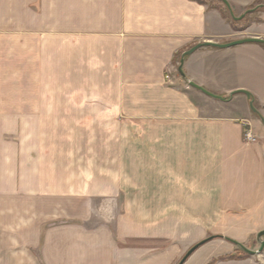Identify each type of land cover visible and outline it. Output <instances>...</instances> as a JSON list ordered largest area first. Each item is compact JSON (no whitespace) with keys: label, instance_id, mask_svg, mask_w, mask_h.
I'll return each instance as SVG.
<instances>
[{"label":"crops","instance_id":"obj_1","mask_svg":"<svg viewBox=\"0 0 264 264\" xmlns=\"http://www.w3.org/2000/svg\"><path fill=\"white\" fill-rule=\"evenodd\" d=\"M212 1L26 0V45L55 52L62 86L0 108V264H178L210 237L184 264H264L236 255L264 231V0ZM248 38L262 41L214 45ZM52 97L88 130L120 119L135 200L49 170Z\"/></svg>","mask_w":264,"mask_h":264},{"label":"rangeland","instance_id":"obj_2","mask_svg":"<svg viewBox=\"0 0 264 264\" xmlns=\"http://www.w3.org/2000/svg\"><path fill=\"white\" fill-rule=\"evenodd\" d=\"M209 3L213 4V1L209 0ZM27 14L28 18L26 17V0H0V108L16 105L17 111L22 113L32 105L29 103L30 101H38L37 105H41V102L45 100L36 98L37 94L55 96L56 91L61 90L62 86L57 82L55 52L47 53L46 51L44 52L45 58L36 60L34 52L26 45L24 33L27 21L33 20L31 13L27 12ZM41 62L44 63V66L38 65ZM48 63H53V65L46 66L45 64ZM67 86L71 90L73 84H65L66 88ZM30 94H35L34 99L26 100L25 98ZM47 101L49 104L52 103V109L55 108L52 114L41 116L45 123H43L41 132L48 144L44 148L45 163L50 164L49 170L55 173L56 166L58 173L65 176L71 174L72 169L79 174H91L93 178L90 181L94 180L93 182L108 191L113 199L118 198L119 200L120 189H123V192L128 190V195L123 194L125 199L127 197L135 200L137 174H121L120 171V132L116 128L118 125H115L120 119L113 121L112 132L107 130L106 125L100 123H97V127L93 126L92 129L96 128V130H88V126L84 123L89 116L81 115V123H74L73 119H76V116L54 113L57 111L55 98H47ZM24 117L25 114L17 115V118L22 121ZM61 119H64V125L57 123ZM108 152H112L113 155L111 162L107 161L109 159ZM105 159L107 160L105 161ZM67 179L70 178L67 177ZM149 179L151 181V178ZM148 183L146 180L145 185L147 186ZM109 198L110 196L107 200ZM122 198H120L119 207H121ZM122 206L124 207V205ZM204 243L206 242L198 244L201 246ZM262 243H264V235L256 237L255 241L246 244V247L255 254H261L264 252ZM237 252L240 256L248 255L243 249H238Z\"/></svg>","mask_w":264,"mask_h":264},{"label":"water","instance_id":"obj_3","mask_svg":"<svg viewBox=\"0 0 264 264\" xmlns=\"http://www.w3.org/2000/svg\"><path fill=\"white\" fill-rule=\"evenodd\" d=\"M262 40L261 39H259V38H248V39H242V40H237V41H234V42H230V43H227V44H215L214 43V45L215 46H218V47H230V46H233V45H238V44H242V43H246V42H261ZM202 45H204V44H198V45H196V46H194L193 48H191L190 50H188L185 54H184V57L186 56V55H188V54H191V53H193L194 51H196L199 47H201ZM184 62V58L182 59V61H181V63H183ZM179 71L181 72V74H183V70H182V66H180L179 67ZM194 86H196L197 88H200L198 85H196V84H194V83H192ZM201 90H203L205 93H207V94H209V95H211V96H214V97H217V98H220V99H222L220 96H216V95H214V94H212L211 92H209V91H207V90H205V89H203V88H200ZM247 94H249L248 92H246ZM252 106V109L254 110V111H256V108L253 106V104L251 105ZM264 235V231H262V232H260L259 233V236H263ZM210 239H212V238H210ZM203 243V242H202ZM199 246H200V244H197V245H195L194 247H192L190 250H189V252H188V254L185 256V258H183V260L181 261V263L180 264H183V262H185V260L187 259V257L188 256H190L197 248H199ZM263 247H264V243H262V249H263ZM251 253H255V252H253V251H250Z\"/></svg>","mask_w":264,"mask_h":264},{"label":"built area","instance_id":"obj_4","mask_svg":"<svg viewBox=\"0 0 264 264\" xmlns=\"http://www.w3.org/2000/svg\"><path fill=\"white\" fill-rule=\"evenodd\" d=\"M244 139L248 142H256L257 138L250 129H246L244 132Z\"/></svg>","mask_w":264,"mask_h":264},{"label":"flooded vegetation","instance_id":"obj_5","mask_svg":"<svg viewBox=\"0 0 264 264\" xmlns=\"http://www.w3.org/2000/svg\"><path fill=\"white\" fill-rule=\"evenodd\" d=\"M210 238H211V237H210ZM210 238H209V240H205V241H203V242H208V241H210V240L213 239V238H212V239H210ZM236 245L238 246V249H243L245 253H248V255L251 253V252H250L251 250H249L248 248H246V247H244V246H242V245H240V244H236ZM237 253H238V252H237ZM237 253H236V255H239V254H237ZM236 255L232 254V256H234V257H235ZM180 261H181V260H180ZM180 263H181V262H179L178 264H180ZM183 264H184V262H183Z\"/></svg>","mask_w":264,"mask_h":264},{"label":"trees","instance_id":"obj_6","mask_svg":"<svg viewBox=\"0 0 264 264\" xmlns=\"http://www.w3.org/2000/svg\"><path fill=\"white\" fill-rule=\"evenodd\" d=\"M198 1H203V0H198ZM216 1H218V0H216ZM220 2L222 1V0H219Z\"/></svg>","mask_w":264,"mask_h":264}]
</instances>
